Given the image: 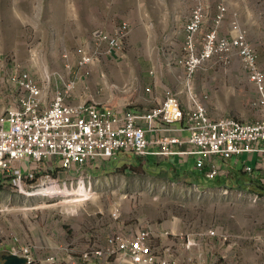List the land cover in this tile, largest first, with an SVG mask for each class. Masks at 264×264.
<instances>
[{
	"label": "rangeland",
	"instance_id": "obj_1",
	"mask_svg": "<svg viewBox=\"0 0 264 264\" xmlns=\"http://www.w3.org/2000/svg\"><path fill=\"white\" fill-rule=\"evenodd\" d=\"M204 1L207 18L201 36L212 26V20L207 25L208 11L224 5L227 12L218 33L228 36L223 32L236 18L257 57L255 65L264 74V0ZM191 6V0H0V114L16 106L24 91L15 85L13 77L32 80L49 100L65 82L73 81L76 87L71 104L94 99L103 105L127 104L138 94L151 88L155 91V85L157 89L181 91L182 97L186 82L178 60L184 56ZM124 23L129 26L128 35L113 56L80 65L82 53L95 51V31L115 34ZM66 55L69 59L64 58ZM196 72L190 89L203 100L210 118H258V108L253 107L255 89L236 55L214 57ZM133 165L135 168L122 166L116 175H90V191L98 202L91 199L76 215L67 213L73 211L70 206L49 208L55 201L24 197L10 186L0 187V225L10 213L18 223L23 218L29 221L33 231H45L48 228L42 222L93 221L100 210L111 216L117 202L124 207L120 219L128 225L144 227L137 220L145 225L173 223L179 248L187 236L194 238L205 249L201 263L264 264V197L259 195L257 202L250 200L259 190L237 187L224 173L219 184H205L209 181L203 177L201 182L194 177L199 180L196 183L192 176L181 174L180 178L164 170L147 174L140 165ZM83 171V179L70 180L73 186L89 179ZM88 193L80 194L87 197ZM208 230L216 231V237H203ZM184 258L181 253L180 264H187Z\"/></svg>",
	"mask_w": 264,
	"mask_h": 264
},
{
	"label": "built area",
	"instance_id": "obj_2",
	"mask_svg": "<svg viewBox=\"0 0 264 264\" xmlns=\"http://www.w3.org/2000/svg\"><path fill=\"white\" fill-rule=\"evenodd\" d=\"M191 5L190 19L185 26L184 56L178 60L186 82L184 104L179 93L168 88L164 89L158 106L142 111L103 105L94 100L71 104L69 99L76 87L73 81L65 82L49 100L45 91L32 80L13 77L15 85L24 91L16 106L0 114V187L10 186L24 197L55 201L47 206L49 208L74 207L85 197L80 193H88L87 186L88 194L94 196L90 191L92 177L87 176V182L75 187L70 181L54 178L57 171L80 173L91 165L103 166L120 153L156 158L194 157L195 170L207 181L222 176L219 160L248 155L264 157V74L255 65L257 57L245 32L235 18L228 36H221L218 29L227 10L224 5H218L211 28L201 36L207 18L205 1L191 0ZM128 31L127 23L115 34L95 31V51L82 53L80 65H90L102 56H113ZM227 54L241 60L253 84L256 92L253 107L258 108V118L254 121L230 117L212 119L203 100L190 89V80L199 66ZM64 58L69 59V56ZM243 169L247 174L254 170L245 159ZM224 194H228V190ZM258 196H251V202H257ZM89 201L91 199L79 209ZM123 212L122 203L113 204L114 220H120ZM67 213L76 215L78 209ZM138 223L144 227L113 234L104 243L91 244L81 252L69 248L68 258L64 260L59 252H48L45 246L27 240L14 224L10 231L0 234V255L16 256L26 260L25 264H180L183 253L187 264L196 260L197 264H207L206 261L201 263L205 249L194 238L187 236L179 248L172 230L158 226L160 229L156 231L154 225ZM202 236L213 239L216 231L208 230ZM179 237L184 239L182 235Z\"/></svg>",
	"mask_w": 264,
	"mask_h": 264
},
{
	"label": "crops",
	"instance_id": "obj_3",
	"mask_svg": "<svg viewBox=\"0 0 264 264\" xmlns=\"http://www.w3.org/2000/svg\"><path fill=\"white\" fill-rule=\"evenodd\" d=\"M216 11V10H215ZM215 11L212 9V11H208L209 17L207 20V25L210 26V20H212V17L215 14ZM223 27V26H221ZM222 29V28H221ZM229 29L226 27V30L223 32L224 35L229 34ZM222 33V31H221ZM146 75V74H145ZM144 75V76H145ZM153 81L150 79V82ZM155 91L147 90L145 94L141 93L138 94L136 99L132 102H128L127 104H123L122 102L116 103L112 105V107H122L127 108L132 111H142V110H148L155 108L160 104V102L163 99V93H164V87L157 89V86L155 85ZM175 92L179 93V98L181 103H185L187 100V97L185 93L182 95L181 91H177L173 89ZM185 97V98H184ZM94 101L98 102L97 99H94ZM110 106L109 104H107ZM255 120V119H254ZM251 120V121H254ZM244 122H250V121H244ZM186 135V134H184ZM194 157H183L180 156H174L172 158H156V156H148V157H139L133 154L129 153H120L117 155V157L110 162L103 164V166H89L85 169L87 171L88 176L90 175H96L94 178H98V176L101 175H116V172L118 169H123L122 166L126 167H134L133 164L140 165L144 171L148 174L151 173L155 174L159 170H164L165 172H168L169 174H172L174 172L177 177L180 176V178H183L181 174H185L186 177H197L200 182L202 181V177L200 172L195 170L194 167ZM244 159L247 161V163L253 167V173L247 174L244 172L243 169V161ZM189 164V168H187V165ZM219 164L222 168V175L223 173L226 174V177L228 175V178H231V182L233 184L237 185V187H246L247 189H251L255 192V188L259 190L257 192L258 195H261L264 197V191L260 190L257 186V182L262 176V179L260 181H263L264 178V171L262 167L264 166V157H260L258 155H248L245 157H234L228 161H221L219 160ZM44 168L45 166L42 165ZM48 165L46 164V167ZM44 170L42 171V173ZM84 171L78 173L76 171H66L61 172L57 171V173L54 175V178L62 180V181H70L73 179H81V173ZM173 175V174H172ZM241 175V176H240ZM222 176L218 177L215 181L216 184H219L220 178ZM251 178L252 180H247L246 178ZM205 179V178H204ZM219 179V180H218ZM199 180H196L194 178V181L199 182ZM206 180V179H205ZM207 181V180H206ZM249 181V182H246ZM211 181L205 183L208 184ZM214 182V181H213ZM202 185V184H201ZM221 185H224L221 183ZM200 186V185H199ZM205 186V185H202ZM227 187V186H226ZM101 211V210H100ZM98 212L100 215L95 216L93 221H76L74 223L69 222L65 219L62 220H56L48 222L47 224L45 222H42V225L44 228H48L44 231V229H34L33 231V225L27 221L25 218L22 219L23 224L18 223L16 216L9 214L8 218H4V224L0 226V234L1 232H8L11 230L12 225L14 224L18 227H21L22 233L25 235V238L27 240H32L37 242L40 246H45L48 250V252L58 253L59 257H61L62 260L67 259L68 257V249L70 248L71 251L75 252H81L84 249H86L89 245L95 244V243H104L106 239L116 233H126L128 230H137L140 228L136 224L128 225L129 223L125 220H114L110 215L102 214L101 212ZM12 217V219H11ZM99 217V218H97ZM137 222L142 223L140 220H137ZM6 224L8 225L7 228ZM21 224V225H20ZM35 225V223H33ZM164 225L161 226V228H168L172 230L173 223L164 221ZM40 225V224H38ZM156 226V231L160 228L156 224H152ZM27 227V228H25ZM4 230V231H2ZM0 264H4V261L0 255Z\"/></svg>",
	"mask_w": 264,
	"mask_h": 264
},
{
	"label": "water",
	"instance_id": "obj_4",
	"mask_svg": "<svg viewBox=\"0 0 264 264\" xmlns=\"http://www.w3.org/2000/svg\"><path fill=\"white\" fill-rule=\"evenodd\" d=\"M2 259L4 261V264H25L26 263V260L20 259L16 256L6 255V256H3Z\"/></svg>",
	"mask_w": 264,
	"mask_h": 264
},
{
	"label": "bare ground",
	"instance_id": "obj_5",
	"mask_svg": "<svg viewBox=\"0 0 264 264\" xmlns=\"http://www.w3.org/2000/svg\"><path fill=\"white\" fill-rule=\"evenodd\" d=\"M88 196L87 197H84V198H82V199H80V200H78V203L76 204V205H74V207H72L70 210L72 211V213H75V211L77 210V209H79V207L82 205V203H84L86 200H88V199H93L94 201H96V202H98L97 201V198H96V196H93V195H91V194H87ZM125 197V196H124ZM69 203H71V202H69ZM65 206V205H64Z\"/></svg>",
	"mask_w": 264,
	"mask_h": 264
},
{
	"label": "trees",
	"instance_id": "obj_6",
	"mask_svg": "<svg viewBox=\"0 0 264 264\" xmlns=\"http://www.w3.org/2000/svg\"><path fill=\"white\" fill-rule=\"evenodd\" d=\"M260 178L262 179V176H260ZM261 179H259L258 180V182H257V186H258V188L260 189V190H263L264 191V179H263V181H260ZM216 180H214V182H215Z\"/></svg>",
	"mask_w": 264,
	"mask_h": 264
}]
</instances>
